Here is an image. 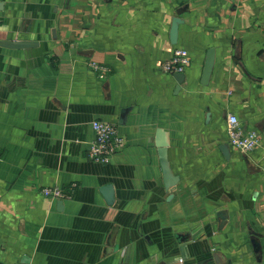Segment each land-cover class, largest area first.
Instances as JSON below:
<instances>
[{
  "label": "crops",
  "instance_id": "0c3cea01",
  "mask_svg": "<svg viewBox=\"0 0 264 264\" xmlns=\"http://www.w3.org/2000/svg\"><path fill=\"white\" fill-rule=\"evenodd\" d=\"M0 15V264H264V0H0ZM177 47L180 85L161 67ZM231 113L253 151L230 144ZM94 120L126 140L108 163L89 157Z\"/></svg>",
  "mask_w": 264,
  "mask_h": 264
},
{
  "label": "built area",
  "instance_id": "2783aa9c",
  "mask_svg": "<svg viewBox=\"0 0 264 264\" xmlns=\"http://www.w3.org/2000/svg\"><path fill=\"white\" fill-rule=\"evenodd\" d=\"M2 18L0 15V24ZM90 66L98 71L101 77H105L109 68L95 60H91ZM190 63V55L187 49L177 47L173 51L172 58L164 62L161 67L171 73H182ZM95 138L91 143L89 157L95 161L108 163L113 155L125 146L126 140L119 133L117 125L103 121L94 120L92 123ZM228 137L230 144L241 153H249L260 144V134L256 129L245 128L238 116L234 113L228 116ZM44 196L50 198H69L70 193L65 192L58 185L44 186L41 189Z\"/></svg>",
  "mask_w": 264,
  "mask_h": 264
},
{
  "label": "water",
  "instance_id": "95a60500",
  "mask_svg": "<svg viewBox=\"0 0 264 264\" xmlns=\"http://www.w3.org/2000/svg\"><path fill=\"white\" fill-rule=\"evenodd\" d=\"M182 22V19L180 17H175L173 20V25L171 28V39L173 43L177 42L178 37V31H179V24ZM2 44L10 47H28L33 44L32 41L29 40H8L6 42H2ZM214 64V49L211 48L208 51L207 59L205 62L204 72H203V82H207L209 80V77L211 75L212 67ZM175 77L179 81V85L184 81L185 74L184 73H175ZM129 111V108H124L122 111V118L124 119L127 115V112ZM124 121V120H123ZM222 149L224 150L225 154L229 155V147L224 144L222 146ZM160 157L163 167V173H164V179L166 186H174L178 182V176L174 175L168 160V143L166 141H161L160 143ZM103 192L106 194L108 201L113 200V188L110 184L105 185L103 187ZM219 217H223V212L220 211L218 213ZM221 256L218 253H214L213 255V261L217 262L218 264H221L220 262ZM161 264H166L165 262Z\"/></svg>",
  "mask_w": 264,
  "mask_h": 264
}]
</instances>
